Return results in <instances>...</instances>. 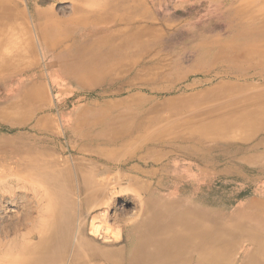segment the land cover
I'll list each match as a JSON object with an SVG mask.
<instances>
[{
    "label": "rangeland",
    "instance_id": "obj_1",
    "mask_svg": "<svg viewBox=\"0 0 264 264\" xmlns=\"http://www.w3.org/2000/svg\"><path fill=\"white\" fill-rule=\"evenodd\" d=\"M0 1L9 14L0 43L11 47L0 57V146L8 149L0 154L69 168L91 247H127L152 210H198L227 249L222 264L264 263L252 257L258 241L264 255V0ZM115 29L137 49L83 55L65 71L75 47L117 43ZM241 240L244 256L245 242L233 250ZM5 260L40 263L17 253Z\"/></svg>",
    "mask_w": 264,
    "mask_h": 264
},
{
    "label": "bare ground",
    "instance_id": "obj_2",
    "mask_svg": "<svg viewBox=\"0 0 264 264\" xmlns=\"http://www.w3.org/2000/svg\"><path fill=\"white\" fill-rule=\"evenodd\" d=\"M1 7L3 9L6 7L3 1H0V19H9L7 10H1ZM125 23V19L121 17L117 18L115 25ZM48 25L46 24V27L50 28ZM115 31L116 35L121 38L117 43L100 39L96 42L84 43L80 48L75 47L74 53L69 56V63H66V60L64 62L65 71H70L72 63L83 55L91 59V57L98 56L99 51L105 49L103 55L109 58L114 52L124 54L131 49H137L138 41L134 40L133 45L130 46L127 44V36L122 34L121 29H115ZM7 35L8 38L11 37L10 31ZM112 35L114 34L111 33ZM6 44L7 42L0 43V57L3 50L11 49ZM77 67L79 72L86 71L84 75L91 73V65L87 66L78 61ZM96 67L98 69L103 66L100 64ZM237 127V125L229 124L225 130L231 131ZM6 151H8L6 146H0L1 154ZM1 154L0 166L4 173L0 174L2 181L0 185V262H6L7 253L20 254L21 262H40L39 264L47 262H52V264H63L64 262L102 264L94 260L98 258L101 262L111 264H117V262H125V264H222L226 258V247L221 249L218 246L219 234L206 232L202 212L198 210H189L182 217H177L172 213L160 215L156 210H152L140 223L133 226L132 237L127 247L100 249L91 247V240L87 233L85 234V218L88 215V209L86 205L85 208H81L79 201L70 197V186L66 185L67 178H71L69 172L66 171L69 168L62 170L54 166L53 162L34 160L28 153L16 151L13 156ZM81 182H83L82 179ZM88 201L87 198L83 202L87 204ZM7 206L14 209L11 214H5ZM166 214L168 215L165 217ZM81 217H84V220H81ZM173 225L179 229L178 235L174 237L169 235V230ZM208 242L212 243L209 249L205 246ZM262 244L261 241L255 243L252 257H264ZM114 252L122 257L111 258L109 253Z\"/></svg>",
    "mask_w": 264,
    "mask_h": 264
},
{
    "label": "crops",
    "instance_id": "obj_3",
    "mask_svg": "<svg viewBox=\"0 0 264 264\" xmlns=\"http://www.w3.org/2000/svg\"><path fill=\"white\" fill-rule=\"evenodd\" d=\"M234 217V216H233ZM232 217V218H233ZM262 219H264V214H262ZM217 220V223H227L229 220L228 219H225L224 217L222 218H218V219H216ZM245 242V243H244ZM245 244L244 246H243V250L245 249V247H248L249 245H248V243L246 242V241H244V240H241L240 242H237V243H235V245L233 246V250H234V248L235 247H238L239 248V246H241V244ZM254 247V246H253ZM252 249V248H251ZM250 249V250H251ZM254 249H255V247H254ZM233 250H232V252H233ZM248 251V250H247ZM246 251V252H247ZM232 252H231V254H232ZM244 252H245V250L243 251V255L242 256H244ZM231 254H230V257H229V261L230 260H232L231 259ZM233 261V260H232ZM240 262H243V257H242V260L240 261ZM240 262H231L232 264H239ZM264 264V263H263Z\"/></svg>",
    "mask_w": 264,
    "mask_h": 264
}]
</instances>
